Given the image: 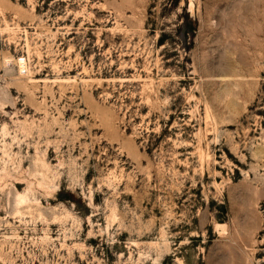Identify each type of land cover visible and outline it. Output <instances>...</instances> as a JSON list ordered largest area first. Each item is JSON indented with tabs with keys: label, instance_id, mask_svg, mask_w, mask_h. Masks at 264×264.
Wrapping results in <instances>:
<instances>
[{
	"label": "rangeland",
	"instance_id": "obj_1",
	"mask_svg": "<svg viewBox=\"0 0 264 264\" xmlns=\"http://www.w3.org/2000/svg\"><path fill=\"white\" fill-rule=\"evenodd\" d=\"M0 264H264V0H0Z\"/></svg>",
	"mask_w": 264,
	"mask_h": 264
},
{
	"label": "bare ground",
	"instance_id": "obj_2",
	"mask_svg": "<svg viewBox=\"0 0 264 264\" xmlns=\"http://www.w3.org/2000/svg\"><path fill=\"white\" fill-rule=\"evenodd\" d=\"M19 61H20V60H19ZM20 70H21V73H23V72L25 73L26 71H28L24 59H21Z\"/></svg>",
	"mask_w": 264,
	"mask_h": 264
}]
</instances>
